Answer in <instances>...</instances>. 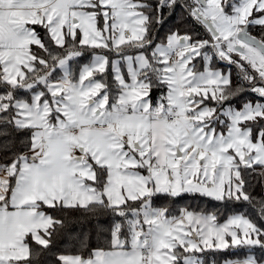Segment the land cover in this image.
I'll return each mask as SVG.
<instances>
[{"label":"snow or ice","instance_id":"obj_1","mask_svg":"<svg viewBox=\"0 0 264 264\" xmlns=\"http://www.w3.org/2000/svg\"><path fill=\"white\" fill-rule=\"evenodd\" d=\"M232 250L264 264V0H0V264Z\"/></svg>","mask_w":264,"mask_h":264},{"label":"trees","instance_id":"obj_2","mask_svg":"<svg viewBox=\"0 0 264 264\" xmlns=\"http://www.w3.org/2000/svg\"><path fill=\"white\" fill-rule=\"evenodd\" d=\"M174 27H177V25L175 23H173V22L167 23L164 26L163 30L159 33L160 36L163 37L170 29H172ZM84 62L87 63L88 61L85 60ZM74 67H76V66H74ZM233 73H235V69H233ZM257 192H259V189H257ZM156 203L157 204H162V203L167 204L169 202H164V201L157 202L156 201ZM182 203H188L189 208L191 210H198V209H203V208L208 207V203L205 200H203L202 198H191V197H185V198L180 199L176 202H172V203H170L169 207L175 212V208L178 205L179 206L181 205L180 207H183V206L186 207V205H182ZM223 211H225V210L223 209ZM57 215H62V214L58 213ZM74 215H76V214H74ZM61 243H62L61 240L57 239L56 245L53 249V254L55 252H70L71 253V252L76 251L75 248H64V247H62ZM53 254H46L45 258L51 259ZM212 255H214V257L217 261V264H221L223 260H225V259H236V258L242 256L243 253L239 250H235V251L232 250V251H225V252H221V253H214Z\"/></svg>","mask_w":264,"mask_h":264},{"label":"rangeland","instance_id":"obj_3","mask_svg":"<svg viewBox=\"0 0 264 264\" xmlns=\"http://www.w3.org/2000/svg\"><path fill=\"white\" fill-rule=\"evenodd\" d=\"M160 201H163V200H157V202H160ZM164 202H167V201H164ZM169 205H170V203H167V206L169 207ZM182 205H186V207H188L189 208V204L188 203H182ZM181 206V205H180ZM179 205L178 206H176V208H175V212H177L181 207H180ZM180 207V208H179ZM183 207H185V206H183ZM221 211L222 212H224L223 211V209H221ZM233 251H235V250H233ZM222 264V263H221Z\"/></svg>","mask_w":264,"mask_h":264}]
</instances>
